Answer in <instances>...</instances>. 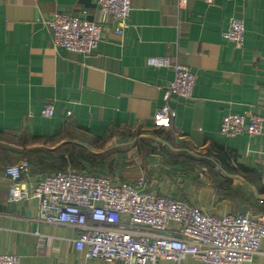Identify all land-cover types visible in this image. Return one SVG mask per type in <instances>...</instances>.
Returning <instances> with one entry per match:
<instances>
[{"label":"crops","instance_id":"obj_1","mask_svg":"<svg viewBox=\"0 0 264 264\" xmlns=\"http://www.w3.org/2000/svg\"><path fill=\"white\" fill-rule=\"evenodd\" d=\"M55 14L102 26L92 57L54 47L47 21ZM234 18L245 24L242 48L224 36ZM117 27L95 0H0V253L22 264H122L87 259L75 248L77 229L39 220L38 199L9 202L8 166L31 157L23 183L32 193L44 174L58 172L35 158L87 139L107 142L95 154L119 149L112 165L64 171L144 181L214 216H264V131L235 138L220 131L228 115L264 116V0H131L122 36ZM151 57L196 76L193 99L174 97L173 117L163 123L157 114L174 73L149 66ZM48 104L52 118L41 114ZM251 264H264V241Z\"/></svg>","mask_w":264,"mask_h":264},{"label":"built area","instance_id":"obj_2","mask_svg":"<svg viewBox=\"0 0 264 264\" xmlns=\"http://www.w3.org/2000/svg\"><path fill=\"white\" fill-rule=\"evenodd\" d=\"M208 5L216 0H203ZM104 16L117 23L123 35L131 14V0H95ZM53 31V45L90 58L103 40L99 23L81 17L55 14L47 21ZM226 39L237 48L245 41V24L234 18ZM147 64L174 73L165 92V105L157 114L160 123L173 117L170 101L174 97L192 100L196 76L184 65L168 57L148 58ZM52 118L54 106L42 112ZM226 138L259 136L264 131V116H226L221 124ZM191 154L204 152L191 148ZM31 164L22 161L8 166L9 202L36 198L40 201L39 220L49 225H66L78 230L75 248L87 259L122 264H181L187 258L199 264H251L264 241V216L256 218L238 211L222 217L201 211L188 200L177 201L147 190L144 181L136 184L115 182L97 172L75 170L46 173L30 193L23 178ZM0 264H22L14 254H1Z\"/></svg>","mask_w":264,"mask_h":264},{"label":"trees","instance_id":"obj_3","mask_svg":"<svg viewBox=\"0 0 264 264\" xmlns=\"http://www.w3.org/2000/svg\"><path fill=\"white\" fill-rule=\"evenodd\" d=\"M99 143H104L97 139H87L80 144H67L61 148L58 154L50 151L42 152L41 156L34 159V162L46 168L64 171L68 166L74 169H83V164L87 163L92 167L106 162L105 154H95L93 149H102Z\"/></svg>","mask_w":264,"mask_h":264},{"label":"rangeland","instance_id":"obj_4","mask_svg":"<svg viewBox=\"0 0 264 264\" xmlns=\"http://www.w3.org/2000/svg\"><path fill=\"white\" fill-rule=\"evenodd\" d=\"M88 140H89V139H88ZM99 145L101 146L102 149H104L105 146L107 145V142L99 143ZM118 151H119V149H114V148L111 149V150H109V151H107V152L105 153V155H104L106 161H107V162H110V164L113 163L114 155H115L116 152H118ZM22 161H28V162H31L32 159H31V157H28L27 159L22 160ZM22 161H21V162H22ZM111 165H112V164H111Z\"/></svg>","mask_w":264,"mask_h":264}]
</instances>
